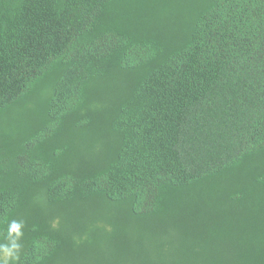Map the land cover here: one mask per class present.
Returning a JSON list of instances; mask_svg holds the SVG:
<instances>
[{"label":"trees","instance_id":"trees-1","mask_svg":"<svg viewBox=\"0 0 264 264\" xmlns=\"http://www.w3.org/2000/svg\"><path fill=\"white\" fill-rule=\"evenodd\" d=\"M12 220L16 264H264V0H0Z\"/></svg>","mask_w":264,"mask_h":264},{"label":"clouds","instance_id":"clouds-1","mask_svg":"<svg viewBox=\"0 0 264 264\" xmlns=\"http://www.w3.org/2000/svg\"><path fill=\"white\" fill-rule=\"evenodd\" d=\"M25 227L23 221L12 220L3 233H0L4 242H0V264H16L20 258L22 245L20 240Z\"/></svg>","mask_w":264,"mask_h":264}]
</instances>
